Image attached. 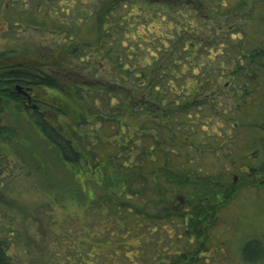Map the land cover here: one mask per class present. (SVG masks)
I'll return each mask as SVG.
<instances>
[{"label": "trees", "instance_id": "16d2710c", "mask_svg": "<svg viewBox=\"0 0 264 264\" xmlns=\"http://www.w3.org/2000/svg\"><path fill=\"white\" fill-rule=\"evenodd\" d=\"M69 1L0 0L2 35H44L35 58L0 50V114L24 106L52 161L32 154L49 182L22 204L9 186L24 161L9 166L1 147L20 137L21 114L0 127V264H34L52 244L67 245L68 264H89L85 249L103 244L123 264H214L220 211L240 186L264 190V0ZM60 197L66 224L52 214ZM54 228L61 236L47 237ZM237 251L240 264H264V233ZM50 256L43 264L64 263Z\"/></svg>", "mask_w": 264, "mask_h": 264}, {"label": "rangeland", "instance_id": "374dc122", "mask_svg": "<svg viewBox=\"0 0 264 264\" xmlns=\"http://www.w3.org/2000/svg\"><path fill=\"white\" fill-rule=\"evenodd\" d=\"M73 1L74 0L69 1L70 4H72ZM89 1L90 0H81L80 2L82 3L79 2L78 6L80 8H83L85 7L86 2ZM92 1L93 0H91L90 3ZM177 18L180 20V22H183V18H181L178 14ZM193 24L195 25L197 24V22L194 21ZM19 29H16L17 33L13 34L12 36H7L5 34L2 35V31L0 29V50L14 49L16 52L19 51L18 53H22L23 57L31 58L33 55L32 58H35L36 51L40 47H42L39 45L41 44L44 35H38L36 33H32L31 31L27 32L26 30L19 31ZM25 92L29 93V91L26 89ZM36 92H39V98L41 100H45L49 103L61 105L62 101H64V98L59 97L56 92H51L48 90L44 91V89L41 92L36 90ZM24 103L26 105L33 104L34 100L32 96L28 95V98H25ZM23 107L24 106H22L21 104H16L13 102L7 103L4 112L0 114V127L4 125H14V116H18V114H21V125L19 126V131H21L20 137H6L5 143L4 145L2 144L1 147L4 152L5 150L6 152H8L7 158L10 159V161L12 159L9 166L16 163L17 157H19L18 164H22V162L24 161L21 169L13 167V171L15 173V181L10 184L9 188H12L13 191H15L12 192V196L14 197L15 195L16 197L20 198L22 204L25 205L30 203L32 196L34 197L33 190H35V186L33 185L41 182H43V184H47L49 182L50 172L41 171L40 173L36 165L31 162V156H33L32 154L34 153L35 158H38L36 154L38 153L37 151L42 153L43 155H40V157L43 158L44 162L48 163V167L52 165V161L49 159L51 153L49 146L47 145L45 140H43L41 136H39V134L34 133L32 128H30V123L25 120L24 115L21 113ZM46 115L47 119L51 123L60 127H62L68 121L67 117L60 115L59 113L47 112ZM26 136H28V138ZM29 146L31 148V152L28 151ZM15 150H17L18 152H15ZM58 172L60 173V171ZM3 176H5V174H3ZM58 176L61 177V175ZM259 179L260 176H257L256 180L258 181ZM237 180V177H234V183H236ZM42 186L45 187V185ZM239 188L240 190L238 194L235 195L233 199H231V202L220 211V220L218 222V225L213 229L215 237L218 238V241L216 240V242H220V244L224 247L223 254L216 253L215 249L211 247L212 254L215 258H217L215 259L217 261H215L214 264H240V262H238L239 254L237 250L238 246H240L241 240L247 237H252L264 233V190L245 188L244 186H240ZM60 198V204H57L56 207L53 208L52 214L57 217L59 221H63L66 224L67 219L70 217L66 216L65 214L66 212H68V215H70L69 211L71 206H67L69 207V209L65 208V206L63 205H65L66 202H64V200L66 199H64L63 197ZM74 201L75 200H73L72 202L74 203ZM35 226L36 225L34 223L30 225V229L33 232H36ZM48 232L49 234L47 237L56 238L57 236H61L59 228H54L53 230L49 229ZM57 233L58 235H56ZM75 235L76 232H73V235H71V233L68 234V236H72L71 238L73 242H71V246L73 247L74 244H76L77 250H80V246H83L82 244L85 245L86 243H83L82 235H79L77 237H75ZM86 242L87 244H89L91 242V239L88 238ZM66 246L67 245L52 244L50 252H57L59 254V258L67 250ZM107 249L108 252L106 251ZM109 249V245L106 246L104 244L97 247L92 246L90 248H87L85 249V251L87 250V252L92 253L91 255L93 257L89 258L90 261H88V259H86L85 261H87L89 264H123V262H119L115 260L114 257H112V254H110L111 251ZM100 253H102L103 255L99 256ZM50 254L49 252H44V254H41V256H39L41 260L40 258L38 259L36 255H34L35 257L33 256L34 259H32L33 263L43 264L45 261L47 262L51 260ZM209 254H211V250L206 253V255ZM57 260L64 262L62 264L70 263V261L67 262L63 257ZM71 263L84 264L80 261L77 263L75 261V258L71 260Z\"/></svg>", "mask_w": 264, "mask_h": 264}, {"label": "water", "instance_id": "95a60500", "mask_svg": "<svg viewBox=\"0 0 264 264\" xmlns=\"http://www.w3.org/2000/svg\"><path fill=\"white\" fill-rule=\"evenodd\" d=\"M16 88H17L18 91H21V90H20V86H17ZM22 93H23L25 96H28L27 92H25L24 90H22Z\"/></svg>", "mask_w": 264, "mask_h": 264}, {"label": "flooded vegetation", "instance_id": "af4514ba", "mask_svg": "<svg viewBox=\"0 0 264 264\" xmlns=\"http://www.w3.org/2000/svg\"><path fill=\"white\" fill-rule=\"evenodd\" d=\"M26 98H28V97H26Z\"/></svg>", "mask_w": 264, "mask_h": 264}]
</instances>
